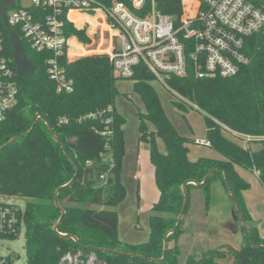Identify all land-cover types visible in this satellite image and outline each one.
I'll return each instance as SVG.
<instances>
[{
	"label": "trees",
	"instance_id": "obj_1",
	"mask_svg": "<svg viewBox=\"0 0 264 264\" xmlns=\"http://www.w3.org/2000/svg\"><path fill=\"white\" fill-rule=\"evenodd\" d=\"M113 1L124 0H100L106 6ZM155 1L159 12L173 17L175 27L181 20H193L199 9L198 0ZM247 1L264 11V0ZM66 26L69 36L89 42L84 30L74 29L70 24ZM1 29L12 56L9 35L2 24ZM244 46L248 64L241 66L231 78H195L194 66L187 61L185 76H171L166 81L177 98L185 99L176 104L179 110L184 111L185 104L198 107L196 111L203 116L208 147L219 153L221 159L199 158L196 162L188 159L187 139L177 134L165 116L151 84L154 81L152 75L142 66L135 68L130 79L145 111L144 114L137 112L139 141L149 145L159 199L151 207L149 241L129 245L117 238V215L109 210L126 195L121 183L125 119L116 112L114 101L118 96L115 83L120 78L114 74L105 55L80 57L73 62L63 59L62 66L74 90L70 94H58L56 85L46 73L48 54L32 53L23 44L36 72L32 77L17 76V105L0 123V197H18L25 201V208L18 210L13 229L0 232V238L16 239L24 225L25 264H62L66 256H78L84 261L93 256L96 264H178L180 250L176 241L182 233L181 225L167 236L164 259L162 252L164 237L175 229L182 211V184L188 181L197 185L187 184V192L202 190L209 208L211 184L219 181L229 194L226 179L235 197L233 200L230 196L231 202L234 207L238 204L247 222L242 193L249 190L250 185L240 177L237 168L250 173L258 171L257 179L264 188V141L257 142L261 144L257 151L251 150L250 145L245 149L228 138L225 129L264 137V31L248 37ZM109 108H112L111 112ZM94 113L99 115L94 119H83ZM35 116L38 119L33 122ZM62 118L68 123L59 125ZM106 119H110L108 126L112 131L110 170L109 163L101 158L106 152V140L101 136ZM146 121L153 130H149ZM13 138L17 139L4 147ZM157 139L162 141L164 153L159 152ZM87 161L91 165H87ZM211 171L210 177L199 185ZM100 175H105V179H99ZM73 179L70 186L61 188ZM57 191V202L65 214L55 232L54 227L61 217L60 210L54 205ZM187 207L188 198L185 211ZM242 230L248 241L235 253L246 257L245 264H264V238L254 227H249V233L243 226ZM64 235L73 236L78 243ZM170 243H173L172 247ZM97 248L110 251H96ZM224 257L219 250H208L197 260L188 258L186 264H219L218 259ZM0 259L5 260L3 264H11L8 258ZM235 264H242L240 257Z\"/></svg>",
	"mask_w": 264,
	"mask_h": 264
},
{
	"label": "built area",
	"instance_id": "obj_2",
	"mask_svg": "<svg viewBox=\"0 0 264 264\" xmlns=\"http://www.w3.org/2000/svg\"><path fill=\"white\" fill-rule=\"evenodd\" d=\"M10 1L14 7L5 10L4 18L14 32H18L15 33L22 48L24 44L32 53L48 54L46 73L56 85L58 94H70L74 90L62 66L63 59L71 60L70 48L82 50L89 56H107L114 74L123 80L130 79L135 68L142 66L155 82L174 94L166 81L171 76H185L187 61L194 66L195 78L236 75L241 66L248 64L245 41L264 31V11L247 0H198L195 18L181 20L178 27H175L173 17L156 9L155 0L113 1L108 6L100 0ZM24 1H29L31 7H26ZM5 2L0 0V8ZM1 24L4 26L0 18V123L16 107L19 93V74L13 54L9 55ZM67 24L84 30L89 42L81 44L76 36H69ZM99 27L108 35L105 48L102 39L100 42L96 39ZM178 99L185 101L183 97ZM192 108L197 110L198 107L192 105ZM108 110L111 112L112 108ZM97 115L99 113L89 114L83 119H94ZM65 123H68L67 119H60L59 125ZM104 123L106 127L101 136L106 140V152L101 158L109 163L110 170L112 131L108 125L111 121L106 119ZM225 131L245 149L251 143L264 141V137ZM198 143L209 145L204 139ZM86 164L91 165V162ZM253 173L259 174L256 170ZM99 179H105V175H100ZM18 210L20 207L16 204L0 201V232L13 229ZM4 262L0 259V264Z\"/></svg>",
	"mask_w": 264,
	"mask_h": 264
},
{
	"label": "rangeland",
	"instance_id": "obj_3",
	"mask_svg": "<svg viewBox=\"0 0 264 264\" xmlns=\"http://www.w3.org/2000/svg\"><path fill=\"white\" fill-rule=\"evenodd\" d=\"M77 30L83 31L79 28ZM96 33L97 41L102 39L104 45H106L108 41L107 33L101 32L100 27L96 30ZM80 40L79 42L83 44L84 42ZM69 50L73 54L70 59H75L74 55L77 50L73 48ZM88 55L90 54L85 55V57ZM115 84L118 90V96L114 100L115 107L125 119L124 128L129 139V154L124 163V171L121 178L126 195L114 209L109 210L115 211L117 215V238L129 245L143 244L149 241L150 225L148 220L152 213L151 207L159 199V190L155 185L154 171L150 174L147 169L148 166H151L149 145L141 142L147 145V149L141 150V153H138L136 150L140 122L137 112L138 108L142 111L144 109L138 95L134 91L133 81L131 79H119ZM151 84L155 89L158 100H160L165 116L174 126L177 134L187 139L188 159L191 162H196L199 158H220L221 155L219 153L211 150L207 145L198 143L199 140H206L203 116L187 104H185L186 109L184 111L182 109L179 110L176 104H179L181 100L162 84L155 81H152ZM146 124L150 127L149 130H153V126L148 121H146ZM225 135L231 140L237 141L233 136L229 134ZM237 143L241 144L239 141ZM157 147L159 152L164 153V145L159 139H157ZM260 147L261 144L257 142L250 144V148L253 151L259 150ZM138 170H141L142 177L139 182L136 178L138 177ZM238 171L247 184L250 187L253 186L252 197L259 202L261 207L264 206V188L259 183L257 176L253 172H246L241 168H238ZM218 183L222 186L220 189L218 185L211 184L210 204L212 207L209 214V208H207L204 202L202 190L192 189L188 193V207L183 215L181 224L182 233L176 241L180 250L178 264H186L188 258H195L197 260L208 250H219L225 254L224 259H218L219 264H235L239 257L240 260H244V264L246 263V257L243 254H236L235 252H239L246 246L248 236L242 230V223L237 217L230 195L226 192L224 186L220 182ZM247 195L251 197V195ZM0 201L16 204L20 207V210H24L25 208V201L18 197H0ZM84 205L89 206L87 204ZM92 208L96 209L98 206H92ZM260 228L264 231V212L260 221ZM24 232L25 228L23 225L16 239L0 238V257L10 259L11 264L26 263ZM169 246L172 247L173 243H170ZM62 264L96 263L93 256H90L87 261L78 256H66Z\"/></svg>",
	"mask_w": 264,
	"mask_h": 264
},
{
	"label": "water",
	"instance_id": "obj_4",
	"mask_svg": "<svg viewBox=\"0 0 264 264\" xmlns=\"http://www.w3.org/2000/svg\"><path fill=\"white\" fill-rule=\"evenodd\" d=\"M23 4L26 7H31V4H30L29 1H24ZM12 7H14V3L12 1H10V0H6V2L0 8V18L2 19V21L4 23L5 29L7 31V35H9L10 49H11V52L13 54V58H14V62L16 64V69H17L18 74L20 76H23V77L24 76L32 77L35 74V72H36L35 66L32 64V62L28 58L26 52H24V49L22 48V45H21V42H20V39H19L18 35H16V33L14 32V30L9 26V24L6 21V18H4V12H5V10L6 9H9V8H12ZM37 119H38V116H35L33 118V122H36ZM47 127H48L49 132L51 133V127H50V125L47 124ZM52 137L63 148V145L59 142V140L56 137H54L53 135H52ZM16 139L17 138H13L4 147L9 146V144L12 143L13 141H15ZM64 153L68 156V154L65 151H64ZM68 158L71 161V163L73 164V166L75 167V165L72 162L71 158L70 157H68ZM212 173H213V171L209 172L208 175L204 178L203 182L199 183V185H202L210 177V175ZM73 181H74V179L72 181H70L68 184H66L63 187H61V188L70 186L73 183ZM224 182H225V185L227 187V190H228L230 196L234 200L235 197L233 196V194L231 192V188L228 185L227 180L224 179ZM187 184L197 185V184H195L192 181H188V182L182 184V190H183V208H182L181 213L177 217V224H176L175 229H172L171 231H169L168 233H166V236L164 237V246H163V252H162L163 258L162 259H164L165 252H166V249L168 247V240H167L168 238H167V236L169 234L174 233L175 230H176V228L180 227V225L182 224V221H183L182 218H183V215H184L185 208L187 206V198H188V192H187V186H186ZM58 192L59 191H57L56 194H55V196H54V205L57 206V208L60 210L61 217L58 220L57 225L54 227V231L55 232H57L58 227L61 225L62 218H63V216L65 214V211L58 205V202H57V194H58ZM235 210H236V213H237V217L241 220L242 226L249 233L250 230H249V228H248L245 220L242 217V214H241V211H240V208H239L238 204H236V203H235ZM64 236L70 237L71 239L75 240V242L78 243V240H76L73 236H71V235H64ZM97 250H100V251H110V250H107V249H100V248H97L96 251ZM111 252H113V251H111ZM127 256H129V257H135L134 255H127ZM241 263L244 264V260L243 259H241Z\"/></svg>",
	"mask_w": 264,
	"mask_h": 264
},
{
	"label": "crops",
	"instance_id": "obj_5",
	"mask_svg": "<svg viewBox=\"0 0 264 264\" xmlns=\"http://www.w3.org/2000/svg\"><path fill=\"white\" fill-rule=\"evenodd\" d=\"M100 42V41H99ZM104 46V48H105V45H103ZM77 51H76V54L75 55H77V56H75V59H77V58H79V57H85V55H87V53L86 52H83L82 50L80 51V50H78L77 48H75ZM89 56V55H88ZM75 59H71L70 60V62H73V61H75ZM154 88V87H153ZM155 90V89H154ZM139 98V97H138ZM140 100V99H139ZM142 103V102H141ZM142 106H143V104H142ZM116 108V107H115ZM143 109H144V107H143ZM138 111L140 112V113H142V114H144V110L142 111L140 108H138ZM116 112L119 114V112H118V110L116 109ZM120 115V114H119ZM121 116V115H120ZM122 117V116H121ZM123 118V117H122ZM147 126H148V124H147ZM150 126V125H149ZM149 129H150V127H148ZM122 129H123V132H124V135H125V146H124V153H125V157H124V159H123V164H122V174H121V178H122V175H123V168H124V163H125V161H126V158H127V156H128V151H129V139L127 138V135H126V131H125V128H124V126L122 127ZM139 135V134H138ZM139 137H140V135H139ZM143 149H147V145H145V144H142L140 141H139V139H138V141H137V152L138 153H141L140 151L141 150H143ZM216 159H221V157L220 158H216ZM215 159V160H216ZM138 168H139V166H138ZM147 169L149 170V172H150V174L152 173V171H154L153 170V167H152V165L151 166H148L147 167ZM141 170H138V172H137V175H138V177H136L137 178V180H138V182L140 181V179L142 178L141 177ZM237 172H238V174L240 175V172L238 171V168H237ZM149 177H151V176H149ZM240 177L242 178V176L240 175ZM219 181H217L216 180V182H214V183H212L213 185H218L219 187V189H220V187H222V186H220L219 185V183H218ZM139 184V183H138ZM252 189H253V186H251L250 187V189L247 191V192H243L242 193V198H243V201H244V205H245V213H246V216H247V219H248V221L246 222V224H247V226H248V228L250 227V228H252V227H254L255 229H256V231H257V234L258 235H260V237L261 238H264V231H263V229H261L260 228V221L262 220V217H263V212H264V206H260L259 205V202L258 201H256V199L254 198V197H252V195H251V192H252ZM249 194V195H251V197L250 196H248L247 194ZM211 207H212V205L210 204V207H209V212H208V214L211 212Z\"/></svg>",
	"mask_w": 264,
	"mask_h": 264
}]
</instances>
